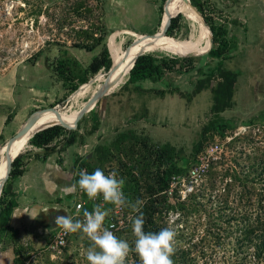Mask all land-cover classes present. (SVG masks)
<instances>
[{
    "label": "rangeland",
    "instance_id": "obj_1",
    "mask_svg": "<svg viewBox=\"0 0 264 264\" xmlns=\"http://www.w3.org/2000/svg\"><path fill=\"white\" fill-rule=\"evenodd\" d=\"M165 1L161 2L158 26L137 31L107 28L99 4L94 0H0V73L31 53L52 48L60 51L64 45H96L99 49L105 45L111 57L109 46L114 37L115 43L123 49L131 47L132 42H135L132 47L141 49L121 56V62L129 61L130 54L137 55L142 50L160 57H189L160 49L147 51L149 45L137 43L138 39L132 34L160 33L165 24L161 22L164 5L168 11H179L170 0L166 4ZM201 1L205 16L222 24L231 43L232 37H237L236 47L231 45L226 52L230 58L219 62L209 56L208 51L192 54L193 61L180 59L176 68L165 71L159 81L143 80L137 84L163 89V95L139 91L135 83L128 82L125 72L124 80L86 112L71 130L77 133L80 144H88L84 155L76 158L75 183L81 170L91 174L100 168L106 175L115 171L118 178L125 179L123 191L128 204L116 211L115 205L103 201L102 195L89 199L84 192L75 191L67 214L76 213L72 217L75 222L83 220V212L92 211L96 205L111 209L104 227L131 246L135 240L132 220L138 215L131 205L139 201L140 209L152 199L153 207L148 212L158 226L170 227L177 233L175 247L190 245L192 264H264L236 258L234 235L223 237L220 245H215L210 236L205 243L199 242L208 212L217 209L218 201L227 195L230 187L232 176L224 174V168L230 166L235 171L250 167V177L255 174L252 168L258 171L263 168L264 87H257L255 83L264 79V0ZM181 23L179 32L171 40L197 36L198 29L191 20L183 15ZM114 32L118 33L110 39ZM210 37H213L211 31ZM222 70L230 72L225 78L233 81L232 95L228 105L216 111L215 89L224 79L220 74ZM102 73H105L103 69L90 74L85 83H69L61 98L36 107L20 119L12 116L0 132V148L37 109L59 104L57 109L64 110L86 103L102 83L97 78ZM200 80L204 87L194 93ZM80 89L81 93L75 95ZM95 120H99L100 125L94 130ZM75 148V145L69 146V153ZM31 149L33 146L28 144L22 155ZM160 154L165 155L162 163L158 158ZM171 158L178 161L181 172L166 174V186L159 191L158 174L165 173L166 161ZM11 184L12 178H7L0 198L5 203L15 204ZM78 201L82 202V207L75 211ZM8 216L4 213L0 221V262H6L7 255L10 261L5 264H89L86 250L92 242L81 232H68L66 243L54 248L52 240L56 229L46 227L45 215L41 216L44 222L36 219L33 227L18 231L9 228ZM113 217L120 220L115 224L116 229L110 226ZM25 237H31V241L22 242ZM192 243L197 246L193 247ZM2 257L6 259L3 261ZM126 259L125 264H132L130 253Z\"/></svg>",
    "mask_w": 264,
    "mask_h": 264
},
{
    "label": "crops",
    "instance_id": "obj_2",
    "mask_svg": "<svg viewBox=\"0 0 264 264\" xmlns=\"http://www.w3.org/2000/svg\"><path fill=\"white\" fill-rule=\"evenodd\" d=\"M94 1L99 4L107 28L138 31L153 29L160 21L162 0ZM58 50H41L0 73V132L12 116L20 119L36 107L61 98L69 83L89 72L88 67L101 48L64 45ZM72 145L76 148L70 153L71 145L64 151L50 153L33 147L22 155L23 173L12 178L15 204L8 216L9 228L18 231L33 227L36 219L44 222L41 216L45 215L46 227L54 229L56 214L68 213L75 192L65 189L75 183L76 158L84 155L88 147L87 143L80 144L77 140ZM5 257L2 259L6 262L0 263H9L8 256Z\"/></svg>",
    "mask_w": 264,
    "mask_h": 264
},
{
    "label": "trees",
    "instance_id": "obj_3",
    "mask_svg": "<svg viewBox=\"0 0 264 264\" xmlns=\"http://www.w3.org/2000/svg\"><path fill=\"white\" fill-rule=\"evenodd\" d=\"M190 1L204 15V19L212 32L214 45L208 51V55L217 58L219 62L229 59L230 57H228L226 52H228V48L231 47V45L232 48L236 47V40L232 37L233 39L231 43L226 36V29L222 26V24L217 23V21H215L212 17L205 16V8L201 0ZM169 15L175 16L171 18L166 34H163L162 30L166 25V20ZM182 18L183 14L180 11H168L165 7V11L163 12L161 19V22L165 21V24L161 27L160 34L171 40L176 33L179 32L182 26ZM76 46H81V44H77ZM93 46L95 45L88 47ZM180 59L190 63L194 58L193 56L181 58L177 55L160 57L152 52L139 55L134 65L132 66L131 64L132 68L128 73V82L133 84L135 83L138 87L137 84L139 81H159L163 77L165 71H173L176 68ZM126 60L122 61V64L125 68V72L127 73L125 67ZM111 65L112 60L109 57L107 47L104 45L101 47L98 55H96L90 63L88 73L95 74L101 69L106 72ZM88 73L81 74L78 81L80 83H85L89 78ZM229 73L230 72L227 70H222L220 72L224 79L223 81L218 82L215 89L214 108L216 111H221L226 105H228L227 101L231 98L233 81L229 82L225 78V76ZM201 80L198 81V86L196 87L194 93L199 92L202 87H204L203 81ZM138 90L144 93H154L157 95H163L165 93L163 89L157 87H138ZM94 122L93 129L95 130L99 127L100 123L99 120H95ZM76 140L77 133L74 130L65 128L61 125H52L36 132L29 139L28 144L33 147L42 148L44 153H50L54 151H64L69 145L74 144ZM21 158L22 153L18 154L12 161L8 179L23 173V163ZM158 158L160 159V163H162L165 155L160 154ZM166 162L167 169L165 173L160 171L157 178L159 191L163 190L166 186V174H177L181 172V166L177 164V160L171 158ZM249 168L246 169L242 167L240 170L235 171L230 166L224 168V174L226 172V174L232 176L230 187L227 195L225 194V197L218 201L217 209L215 207L213 210L208 212V219L204 224V233H202L199 238V242L205 243L207 236H210L215 245H220L222 244L221 239L223 237L231 238L234 235L233 249L236 254V258L240 259L242 262L253 261L258 263L264 262V164L263 168L259 171L258 169L254 170L252 168V171L255 172L252 177L249 175V173H251V171L248 170ZM256 183L259 185L256 186ZM234 189H237V191L234 192ZM231 194H233V196L232 199L229 200ZM196 205L198 206V204ZM13 206L14 204L12 202L5 203L4 199L0 198V221L4 213L10 214ZM151 207H153L152 199L149 200L144 207L142 206L139 209L138 215H143V227L145 232H158L162 229V227L157 225L154 217L150 214V212H148V209H151ZM222 232L223 235H221ZM127 236L129 237V235ZM192 245L193 247L197 246L196 243H192ZM131 247H134L133 241L131 242ZM174 248L175 252L171 257L173 264H192L193 258L190 255V245L184 247L174 246ZM130 256L133 259L132 264H140L139 257L135 252H130Z\"/></svg>",
    "mask_w": 264,
    "mask_h": 264
},
{
    "label": "clouds",
    "instance_id": "obj_4",
    "mask_svg": "<svg viewBox=\"0 0 264 264\" xmlns=\"http://www.w3.org/2000/svg\"><path fill=\"white\" fill-rule=\"evenodd\" d=\"M3 175V171H0V178ZM124 185L125 179L118 178L115 171L106 175L103 170L97 168L91 174L81 170L76 183L68 186L65 191L71 193L79 188L89 199L102 195L105 203L123 207L128 204L123 191ZM138 204L139 201L131 205L137 212ZM110 212L111 209L96 205L92 211L83 212V220L77 219L74 222L72 217L67 215L57 216L55 224L65 232L79 231L92 242L86 250V260L89 264H125L130 252L136 253L140 264H173L171 257L175 252L174 241L177 233L172 228L165 227L158 232H145L143 215H137L132 220L135 240L134 247H131L126 240L119 239L104 227L105 219ZM25 241H31V237H25L22 242Z\"/></svg>",
    "mask_w": 264,
    "mask_h": 264
},
{
    "label": "bare ground",
    "instance_id": "obj_5",
    "mask_svg": "<svg viewBox=\"0 0 264 264\" xmlns=\"http://www.w3.org/2000/svg\"><path fill=\"white\" fill-rule=\"evenodd\" d=\"M172 4H175L177 9L184 15L185 18L191 20L194 25L198 29V34L196 37H190L188 39H167L163 37L160 33H154L153 36L150 35H138L136 33L132 34L137 38V43H141L142 45H149V48L147 51H153V50H164L171 53H177L180 55H186L188 53L193 54H202L206 52V50L210 47V31L209 29L202 23L201 16L196 12V10L193 8V6L190 4L189 0H170ZM197 20H196V18ZM130 32V31H129ZM118 32H114L109 38L111 39L113 36H116ZM164 39V40H163ZM135 42L131 43V47H126L125 49L121 48L120 45L115 43V37L112 39L111 45L109 46L110 54L112 58V63L114 65V68L111 72L108 73L107 76L103 75H97V78L103 82L104 79H108L110 81H118L116 85H114L109 92L113 90L114 87L118 86L125 78V68L120 60L121 56L136 52L138 50H141L138 48L139 46H134ZM147 43V44H146ZM144 48V47H143ZM145 50V49H144ZM141 52H144L143 50L138 52L140 54ZM137 54V55H138ZM136 54H130L129 55V61L128 59L125 61V67L127 74L129 73L131 64L133 62V59L137 56ZM100 85V84H99ZM99 87V86H98ZM97 87V88H98ZM88 88V87H87ZM96 88V89H97ZM89 91V90H88ZM95 92V90H94ZM93 92V93H94ZM81 89L75 92V95L80 94ZM92 93V94H93ZM90 95V94H89ZM85 103L77 104L76 108H69L64 110H58L59 114L56 110L46 109L43 111H35L32 113L33 119L35 120V124L33 125L32 129L30 130L29 134L24 137V139L21 141V144L18 146L19 150L17 151V154L21 153L27 146L28 141L33 132H35L39 127L49 124V123H56V122H64L67 125H74L76 115L78 113V110L83 107ZM23 125V124H22ZM21 125V126H22ZM20 126V127H21ZM6 151L4 150V144L0 148V171H3L5 176L6 173V164L7 160L5 157ZM4 177L0 178V183L2 182V179Z\"/></svg>",
    "mask_w": 264,
    "mask_h": 264
},
{
    "label": "water",
    "instance_id": "obj_6",
    "mask_svg": "<svg viewBox=\"0 0 264 264\" xmlns=\"http://www.w3.org/2000/svg\"><path fill=\"white\" fill-rule=\"evenodd\" d=\"M167 0L165 1V4H166ZM190 2V0H189ZM190 4L193 6V8L196 10V12L201 16V14L199 13L198 9L190 2ZM165 11V5L163 7V12ZM163 15V14H162ZM177 15V14H176ZM174 17V15H169L167 20H166V25L164 27V29L162 30V33L163 34H166V31L168 29V26L170 24V21H171V18ZM202 23L210 30L207 22L205 21L204 18H202ZM154 34V33H153ZM146 35V34H145ZM150 36H153L151 34H148ZM210 40V47L213 43V37H210L209 38ZM210 47L208 50L206 51H209L210 50ZM145 52H141L140 54H138L135 58H134V61L132 63V66L134 65L137 57L139 55H142L144 54ZM193 53H188L186 55L190 56L192 55ZM132 66L130 67V69L132 68ZM114 68V65L112 63L111 67L108 69V71H106L105 73H102L103 75H106L107 73L111 72ZM130 71V70H129ZM117 80L116 81H110L108 80L107 78L103 80V82L98 85L99 87L95 90V92L87 99L86 103L83 105V107H81L79 110H78V113L76 115V118H75V122H74V125L70 126V125H67L66 123L64 122H56V123H49V124H46V125H43L41 127H39L35 132H33L30 136V138L38 131L46 128V127H49V126H52V125H61L65 128H68V129H73L77 126V123L79 121V119L88 111H90L95 105L96 103L105 95H107L110 91V89L117 84ZM57 108H60L59 107V104H56V105H53V106H48V107H43V108H39L37 109L36 111H43V110H46V109H54L56 110ZM57 113L59 114V111L58 109L56 110ZM34 113V112H33ZM35 124V120L33 119V115L31 114L27 120L23 123V125L21 127H19L11 136L8 137V139H6L5 143H4V150L6 151L5 153V157H6V160H7V166H6V173H5V176L4 178L2 179V182L0 183V192L3 188V185L5 183V181L7 180V178L9 177V173H10V169H11V166H12V161L14 160V158L18 155L17 154V151L19 150V145L21 144V141L24 139V137L26 135L29 134L30 130L32 129L33 125ZM29 138V139H30ZM57 216H66V214L62 211H59L57 214H56V217ZM53 226L54 227H57L56 224H55V221L53 222ZM52 226V227H53Z\"/></svg>",
    "mask_w": 264,
    "mask_h": 264
},
{
    "label": "built area",
    "instance_id": "obj_7",
    "mask_svg": "<svg viewBox=\"0 0 264 264\" xmlns=\"http://www.w3.org/2000/svg\"><path fill=\"white\" fill-rule=\"evenodd\" d=\"M32 56H33V54L31 53L25 59H28V58H30ZM25 59H23V60H25ZM23 60H21V61H23ZM192 171L195 172V170H192ZM75 175H76V173H75ZM76 192L81 194L83 191L80 190L79 188H77ZM81 207H82V202H80V201H78L74 205L75 211H77ZM115 208H116V211H118L121 208V206H116L115 205ZM75 215H76V213L67 214V216H69V217H73ZM119 222H120V220H118V219L116 220L113 217L112 218V222L110 223V226L112 227V229H116L117 227H115V224L119 223ZM121 223H123V219H121ZM54 229H56V231H55V235H54L53 240H52V247H54V248L57 247L58 248V247H60V246H62V245H64L66 243V236H67L68 232H65V230H63L61 227H58V226L56 228H54Z\"/></svg>",
    "mask_w": 264,
    "mask_h": 264
},
{
    "label": "flooded vegetation",
    "instance_id": "obj_8",
    "mask_svg": "<svg viewBox=\"0 0 264 264\" xmlns=\"http://www.w3.org/2000/svg\"><path fill=\"white\" fill-rule=\"evenodd\" d=\"M222 22H223V20H222ZM233 38H234V40L237 41V37L233 36ZM255 85L257 87H264V79L263 80H261V79L260 80H257L256 83H255Z\"/></svg>",
    "mask_w": 264,
    "mask_h": 264
}]
</instances>
